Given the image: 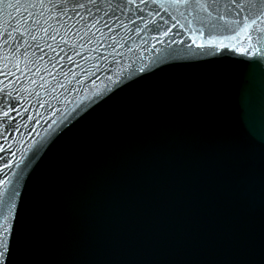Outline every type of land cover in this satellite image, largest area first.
Masks as SVG:
<instances>
[{"label":"water","instance_id":"95a60500","mask_svg":"<svg viewBox=\"0 0 264 264\" xmlns=\"http://www.w3.org/2000/svg\"><path fill=\"white\" fill-rule=\"evenodd\" d=\"M15 3L0 0L7 264H264L261 6Z\"/></svg>","mask_w":264,"mask_h":264},{"label":"snow or ice","instance_id":"6c2138e0","mask_svg":"<svg viewBox=\"0 0 264 264\" xmlns=\"http://www.w3.org/2000/svg\"><path fill=\"white\" fill-rule=\"evenodd\" d=\"M29 2V0H23L24 4H27ZM94 2V0H93ZM129 3L132 2V0H128ZM178 2H184V3H188L189 0H178ZM249 4H258L261 6L260 8V14L264 15V0H248ZM8 6L13 7L15 10L19 11L22 4H21V0H16L15 4H10ZM25 11H27V8H24ZM257 19H259V16L257 17ZM256 21L252 20V23L254 24ZM249 27V25L246 23L244 25V28ZM242 31L244 29H241ZM10 35V34H9ZM193 43H195V41H193ZM202 47V45H201ZM220 47H223V45H220ZM236 51L242 53V54H247L248 50L247 49H243V48H237ZM69 60H71V57H69ZM257 64L264 66V56H260L257 59ZM10 95V94H9ZM5 105L0 104V113H3L4 117L8 116V111L4 110ZM11 213V206L9 207V214ZM15 233V227L10 225V221H9V215H4V214H0V264H7V261L9 259L10 256V242H9V235L11 234L12 237Z\"/></svg>","mask_w":264,"mask_h":264}]
</instances>
